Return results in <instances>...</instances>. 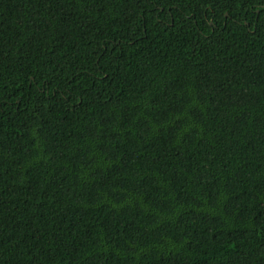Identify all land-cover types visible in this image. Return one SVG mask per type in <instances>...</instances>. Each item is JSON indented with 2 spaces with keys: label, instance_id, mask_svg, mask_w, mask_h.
<instances>
[{
  "label": "trees",
  "instance_id": "16d2710c",
  "mask_svg": "<svg viewBox=\"0 0 264 264\" xmlns=\"http://www.w3.org/2000/svg\"><path fill=\"white\" fill-rule=\"evenodd\" d=\"M0 264H264V0H0Z\"/></svg>",
  "mask_w": 264,
  "mask_h": 264
}]
</instances>
